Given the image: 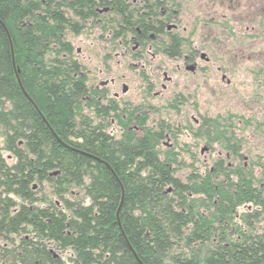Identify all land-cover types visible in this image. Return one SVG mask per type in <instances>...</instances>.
<instances>
[{
    "label": "trees",
    "instance_id": "1",
    "mask_svg": "<svg viewBox=\"0 0 264 264\" xmlns=\"http://www.w3.org/2000/svg\"><path fill=\"white\" fill-rule=\"evenodd\" d=\"M113 1L112 39L124 38L119 23L143 18ZM105 6L0 0V151L13 157L0 158V264H264V167L201 171L160 151L169 126L132 109L114 137L109 107L84 101L71 39L109 32ZM208 123L201 135L235 155L232 130Z\"/></svg>",
    "mask_w": 264,
    "mask_h": 264
},
{
    "label": "rangeland",
    "instance_id": "2",
    "mask_svg": "<svg viewBox=\"0 0 264 264\" xmlns=\"http://www.w3.org/2000/svg\"><path fill=\"white\" fill-rule=\"evenodd\" d=\"M174 1L180 8L177 34L186 37L191 46L206 51L211 58L208 65L201 62V68L194 75L176 69L181 59L175 62L161 52L153 57L146 49L141 61L143 66L126 67L118 39L110 42L109 32L102 33L99 28L85 29L71 39L75 54L89 69L99 65L109 69L110 64L111 75L125 77L128 91L123 100L131 106L149 109L152 112L149 125L155 127L153 123L159 122L169 126L166 138L160 141L161 152L170 150L188 164L191 158H196V166L201 171L213 170L218 160L228 166L253 167L259 178L264 167V0H235L236 4L222 0L220 6L211 0ZM105 48L107 51L102 52ZM218 66L226 71L229 83L221 80L216 70ZM162 70L168 71L171 82L156 96ZM105 78H109L107 73L99 79ZM215 120L220 130L224 126L232 130V142L237 140L239 144L241 157L238 159L226 156L228 151L222 146L221 139L209 140L210 135L218 137V133L201 135L205 122L211 124ZM107 131L114 137L120 133L113 127H108ZM205 146L208 149L204 150ZM0 155L8 158L9 163L13 158L4 151ZM181 172H190V169Z\"/></svg>",
    "mask_w": 264,
    "mask_h": 264
},
{
    "label": "flooded vegetation",
    "instance_id": "3",
    "mask_svg": "<svg viewBox=\"0 0 264 264\" xmlns=\"http://www.w3.org/2000/svg\"><path fill=\"white\" fill-rule=\"evenodd\" d=\"M128 10H136V14L141 15L143 21L137 25H132L133 22L122 23L117 26L121 31L122 36L126 37L118 38V44L121 51V57L123 65L126 67L132 65H144L142 60L144 59L143 51L150 53L153 57L158 52L167 56L171 60L180 63L176 64V69L182 71H189L194 75L198 69L201 68L200 63L203 62L206 65L210 64L211 58L208 53L198 47L191 46L188 39L184 36L177 34L179 31V9L174 0H122ZM216 1L214 4L219 6L223 4L222 0ZM224 1V0H223ZM229 3H237L235 0H227ZM118 8V3L113 0H109V6H105L102 10L96 9V14L103 17L102 14L109 13V41L112 42V29L115 26L116 17L114 16ZM101 13V15H99ZM117 16V14H116ZM100 17V18H101ZM118 18V17H117ZM119 20V19H118ZM101 21V20H98ZM127 22V21H126ZM184 32L182 29L180 34ZM182 35V34H181ZM164 44V45H163ZM172 46H175L172 49ZM107 49V48H105ZM129 56V57H127ZM121 61H117L120 65ZM83 65V64H82ZM84 66V65H83ZM86 67V66H85ZM103 67V68H102ZM105 66L99 65L96 69H89L86 67L85 74L87 81L85 83L87 94L85 95L86 102H90L92 99L99 101L103 106L109 107V125L108 127L117 128L118 131L122 130L120 120L125 121L127 119V112L129 110H138L135 112L137 118L141 113L150 115L152 112L144 107L131 106L128 101L123 100V96L128 91V86L124 82V76L111 75L112 66L109 64V69ZM217 72L221 75V80L229 83L226 71L221 67L216 68ZM103 73H107L109 78L99 79ZM162 80L159 82V90L155 92V95L161 94L162 91L167 89V84L171 82V76L168 75L167 70H162ZM156 84L153 83V86ZM90 90V91H88ZM109 100V105L106 103ZM197 123V120H194ZM107 124V123H106ZM140 123L131 121L128 125V131L134 130L139 132ZM141 130V129H140ZM110 135V134H109ZM55 136V135H54ZM166 138V135H164ZM56 138V137H55ZM57 139V138H56ZM58 142V140H56ZM1 143V141H0ZM59 143V142H58ZM1 145V144H0ZM64 145V144H63ZM208 149L206 146L204 150ZM1 153V151H0ZM237 154V155H236ZM226 156L230 158H239L241 155L236 151L235 155L228 151ZM1 158V156H0ZM246 158V157H243ZM231 167V166H229Z\"/></svg>",
    "mask_w": 264,
    "mask_h": 264
},
{
    "label": "water",
    "instance_id": "4",
    "mask_svg": "<svg viewBox=\"0 0 264 264\" xmlns=\"http://www.w3.org/2000/svg\"><path fill=\"white\" fill-rule=\"evenodd\" d=\"M58 140V139H57ZM58 142L61 144V142L58 140ZM63 145V144H62ZM135 256V255H134ZM139 262V261H138ZM139 264H141L140 262H139Z\"/></svg>",
    "mask_w": 264,
    "mask_h": 264
}]
</instances>
